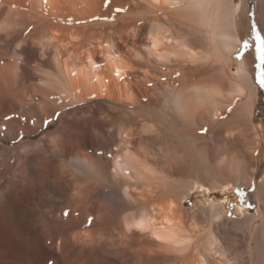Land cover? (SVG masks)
<instances>
[{"label":"bare ground","instance_id":"6f19581e","mask_svg":"<svg viewBox=\"0 0 264 264\" xmlns=\"http://www.w3.org/2000/svg\"><path fill=\"white\" fill-rule=\"evenodd\" d=\"M28 1L0 0V264H169L168 253L187 248L182 199L200 183L178 176L181 151L211 176L213 188L224 187L226 200L235 195L230 179L212 164H232L237 174L256 165L263 256L264 128L254 116L260 86L248 0H144L150 18L133 59L220 62L173 83L165 102L154 99L156 84L139 85L140 99L120 82L112 89L107 73L122 77L130 66L109 38L78 64L75 48L64 46L63 25L49 19L53 1ZM167 7L195 22L205 42H194L191 30L163 13ZM256 17L264 41V0H256ZM99 48L106 65L97 60ZM155 130L167 134L161 143L172 164L146 150L144 134ZM200 193L201 201L209 196L205 188ZM213 200L207 203L218 218L225 213ZM215 233L203 234L204 254H221ZM197 253L193 264H209Z\"/></svg>","mask_w":264,"mask_h":264},{"label":"rangeland","instance_id":"374dc122","mask_svg":"<svg viewBox=\"0 0 264 264\" xmlns=\"http://www.w3.org/2000/svg\"><path fill=\"white\" fill-rule=\"evenodd\" d=\"M12 1H16L17 3L20 2V4L29 2L28 0ZM52 1V8L49 12L50 15H48L50 17L49 19L61 26L63 25V28L65 27L64 30L62 28L59 32L66 37L64 40L65 48H68L71 51L75 50V54L78 53L76 54L78 56V64H85V53L89 51L92 46L95 48V43H98V39L103 40L105 37L106 39H111L113 43L115 42V46L117 45L116 47L124 53V56L126 55L124 61L130 66V69L128 68L127 72H125L122 77H118L113 72L109 71L107 73V80L110 81L112 89L116 88L118 82L123 85V88H126V86L130 87L134 90L138 99L142 97V94L138 89L139 85L144 84L154 86L156 84L159 88L157 89L158 92L154 96V99L158 97L160 101L165 102L167 101L166 97L168 96L167 90L173 87V83H178L182 80V77H190L194 73L200 71L209 69L211 71L216 70L220 64V62L215 61L214 58L191 59L186 58L187 56L176 57L173 55L170 60L164 63L149 61L146 58H143L142 61L133 59L130 55L132 51H139L141 45L145 43L144 40L148 23L146 20L150 18V13L148 14L144 12L147 10L144 0H125L124 2H118L117 0H93L94 2L91 1L93 3H87V0ZM137 1L139 2L138 5L136 4ZM241 2L242 0L237 1L238 4H241ZM248 5L250 25L254 36L253 55L255 56L254 59L257 65V81L260 86L257 110L254 116L256 125L264 128V84H261V75L264 73V62H262L258 50L263 38L256 17V0H248ZM167 8V10L164 9L163 13L173 21L177 19V22H175L180 28L182 27L184 30H191L190 37L194 42H205V32L197 27L195 22L188 20V18L183 17V15H179L182 13H177L178 9L175 10L171 7ZM154 10L161 11L158 8H154ZM165 15L162 14V16ZM184 18L186 19L184 20ZM90 43L92 44L90 45ZM80 46H83L84 48H81ZM96 54L98 62L106 65L107 62L105 61L103 54L100 52V48ZM72 61H75L74 58ZM177 73L178 75H176ZM226 110L227 109H223L224 112H226ZM62 115L63 113L59 118L62 117ZM129 115L130 114H128V117ZM58 123L59 120L54 123L51 128L56 127ZM192 127L198 128L196 123H193ZM144 135L148 139V144H146V148H148L146 150L150 155L161 160L166 165L172 164V155L167 152L165 146L161 143L162 138L165 139L168 137L167 134L164 132L159 133L155 130L145 133ZM184 152L185 151L180 152L177 161L179 164H175L178 176L184 178L186 175L192 174L194 179H198L200 183L194 184V189H191L188 192V195L182 199L183 205H181V215L183 216L182 220L184 221L182 226H184L183 228H185L187 233V235L185 234L187 239L190 240L188 241L186 250L181 253L167 254V258H171L169 264H193L197 252L202 253L201 255H204L203 257L208 259L206 260L209 264H264V252L262 256L256 245V216L259 215L261 211L260 207H257V202H255L256 193L254 191L256 188V176L253 174L255 173L254 170H256V168L254 166L256 165L246 164L237 174L234 172L233 168H230L232 164H212L217 169H220V167L224 168L227 173L226 177L230 179L226 184L229 183V188L234 190L235 195L226 200L228 195L223 190L224 187L213 188L211 184V176H209L204 169L199 168L198 164H189ZM246 167L250 170H246ZM202 183L203 185H201ZM202 188L207 189L209 192V196L203 197V201H201L202 195L200 193ZM253 192L254 194L251 195ZM236 197H238V201ZM207 198L208 200L214 199L213 203H219V205L222 204V212L224 211L225 214H222L219 211L220 209H217L215 210V213L218 211L221 215L216 218L215 214H212L211 212L212 209L210 203H207ZM231 203L233 206L232 209H229L228 205ZM246 215L248 217H246ZM232 221L234 222L232 223ZM209 229H212L219 234V243L222 246L221 250H219L221 252L219 253L221 254H204L201 249L203 234ZM217 233L215 234L218 236ZM258 233L264 237V230ZM195 259H197V257H195ZM87 263L89 264V262ZM126 264H132V261H128Z\"/></svg>","mask_w":264,"mask_h":264},{"label":"snow or ice","instance_id":"6c2138e0","mask_svg":"<svg viewBox=\"0 0 264 264\" xmlns=\"http://www.w3.org/2000/svg\"><path fill=\"white\" fill-rule=\"evenodd\" d=\"M258 39H259V37H258ZM258 50H259L260 55H261V60H262V62H264V41H261ZM261 84H264V73H262V75H261ZM65 215H67V213H65ZM139 226L142 227L143 225L141 224Z\"/></svg>","mask_w":264,"mask_h":264}]
</instances>
